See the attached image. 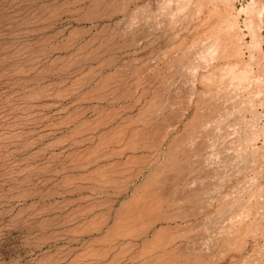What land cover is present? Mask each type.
I'll return each instance as SVG.
<instances>
[{
    "label": "rangeland",
    "instance_id": "374dc122",
    "mask_svg": "<svg viewBox=\"0 0 264 264\" xmlns=\"http://www.w3.org/2000/svg\"><path fill=\"white\" fill-rule=\"evenodd\" d=\"M251 2L0 0V264H264Z\"/></svg>",
    "mask_w": 264,
    "mask_h": 264
},
{
    "label": "bare ground",
    "instance_id": "6f19581e",
    "mask_svg": "<svg viewBox=\"0 0 264 264\" xmlns=\"http://www.w3.org/2000/svg\"><path fill=\"white\" fill-rule=\"evenodd\" d=\"M249 4V3H248ZM255 7V0H252V2L250 3V5L245 9L247 12H249V11H252L253 10V8ZM260 9V8H259ZM251 13H253V11L251 12ZM255 13V12H254ZM250 16V15H249ZM259 16V15H258ZM261 16V15H260ZM260 20V19H259ZM251 21V20H250ZM252 22V21H251ZM251 22H250V25H251ZM251 26H253V24L251 25ZM250 27V26H249ZM251 30H253V28L251 27L250 28ZM254 33V32H253ZM245 73H240L239 75V77H241V75H244ZM237 75H238V73H237ZM238 77V76H237ZM243 77V76H242ZM245 77V76H244Z\"/></svg>",
    "mask_w": 264,
    "mask_h": 264
}]
</instances>
